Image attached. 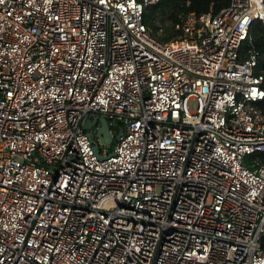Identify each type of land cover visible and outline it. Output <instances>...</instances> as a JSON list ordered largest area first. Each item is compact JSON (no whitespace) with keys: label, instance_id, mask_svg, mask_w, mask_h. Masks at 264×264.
Here are the masks:
<instances>
[{"label":"built area","instance_id":"built-area-1","mask_svg":"<svg viewBox=\"0 0 264 264\" xmlns=\"http://www.w3.org/2000/svg\"><path fill=\"white\" fill-rule=\"evenodd\" d=\"M157 1L0 0V264H264V0Z\"/></svg>","mask_w":264,"mask_h":264},{"label":"trees","instance_id":"trees-1","mask_svg":"<svg viewBox=\"0 0 264 264\" xmlns=\"http://www.w3.org/2000/svg\"><path fill=\"white\" fill-rule=\"evenodd\" d=\"M229 2L230 0H158L144 8L142 20L154 37L167 41L180 34L181 28L175 25L181 24L188 12L215 14ZM251 48L260 53L256 70H260L264 78V26L260 21L251 26L248 40L241 45V57H244ZM254 156L264 162V152ZM261 245L264 249V236L261 238Z\"/></svg>","mask_w":264,"mask_h":264},{"label":"water","instance_id":"water-1","mask_svg":"<svg viewBox=\"0 0 264 264\" xmlns=\"http://www.w3.org/2000/svg\"><path fill=\"white\" fill-rule=\"evenodd\" d=\"M83 126L85 129L94 128V136L100 139V142L104 144H111L112 143V135L110 132V125L106 118L104 117H95L91 121H86ZM87 134L90 136L91 131L87 130ZM94 152L101 157L99 154V150L97 147V143L93 144Z\"/></svg>","mask_w":264,"mask_h":264},{"label":"rangeland","instance_id":"rangeland-1","mask_svg":"<svg viewBox=\"0 0 264 264\" xmlns=\"http://www.w3.org/2000/svg\"><path fill=\"white\" fill-rule=\"evenodd\" d=\"M189 108H190L191 110H193V109L195 108V102H194L193 100H190V102H189ZM112 128H113V129H116L115 126H112ZM114 141H115V137H113L112 143H113ZM112 143L109 144L108 147H111V146H112ZM251 157H254V158H255L254 155H249V156H247V158H251Z\"/></svg>","mask_w":264,"mask_h":264}]
</instances>
